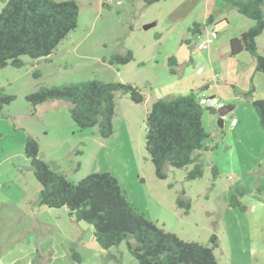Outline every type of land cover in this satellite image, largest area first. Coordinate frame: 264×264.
I'll list each match as a JSON object with an SVG mask.
<instances>
[{"label": "rangeland", "instance_id": "1", "mask_svg": "<svg viewBox=\"0 0 264 264\" xmlns=\"http://www.w3.org/2000/svg\"><path fill=\"white\" fill-rule=\"evenodd\" d=\"M6 1L0 0V11ZM76 1L78 27L49 59L23 55L22 67L0 68V88L14 96L0 109V264H54L58 257L60 264H138L126 242L104 249L94 226L76 220L67 206L39 203L41 184L25 153L29 136L39 143V157L73 182L111 172L138 211L181 239L209 244L216 234L219 264H264V130L252 105L237 102L239 125L228 114L223 127L204 105L203 123L217 147L202 152V177L187 178L192 165H167V177L159 178L146 150L147 114L156 98L164 96V85L178 77L171 73L168 55L179 49L199 10L209 3L217 14L228 16V32L249 18L227 0H161L151 5L143 0ZM128 49L134 52L131 62L106 61ZM194 69L191 63L186 74ZM92 78L133 83L145 94L137 103L116 93L114 132L107 138L96 126L80 128L67 100L34 106L27 99L42 86ZM214 164L219 168L216 179ZM242 189L245 211L230 206L231 195ZM179 197L191 202L188 212L178 205Z\"/></svg>", "mask_w": 264, "mask_h": 264}, {"label": "trees", "instance_id": "2", "mask_svg": "<svg viewBox=\"0 0 264 264\" xmlns=\"http://www.w3.org/2000/svg\"><path fill=\"white\" fill-rule=\"evenodd\" d=\"M161 0H143L151 5ZM240 14L254 20V25L231 39V52L247 51L255 59L256 68L264 72V54L259 51L258 37L264 32V0H227ZM80 6L76 0H7L0 11V68L8 65L22 67L23 55L33 59H49L57 46L78 27ZM211 22V19L207 23ZM194 23L189 31L194 35L204 27ZM131 49L113 54L106 59L110 64H127L134 60ZM174 57L169 58L171 71ZM39 75V72H36ZM128 94L137 103L145 94L133 83L105 82L92 78L81 82L42 86L28 94L34 106L48 100H67L70 114L80 128L98 127L102 137L114 132L116 93ZM252 90L245 93L251 95ZM199 93L170 95L157 98L146 117V150L155 166L156 175L166 178V166L192 168L187 178L193 180L204 175L203 151L211 132L203 123L204 105ZM13 95L0 88V109L10 103ZM252 105L264 130V99L252 100ZM220 116L229 114V107L217 110ZM36 178L41 184L39 203L49 207L67 206L70 215L78 221L94 226L99 245L110 249L126 242L129 252L138 264H219L215 249L219 237L212 234L209 244L181 239L147 218L129 201L119 179L109 171L91 173L73 182L39 157V143L29 136L25 144ZM213 178L219 175L217 164L212 166ZM238 190L230 197V206L245 211L247 207ZM189 211L191 202L177 199ZM73 257L80 261L73 249Z\"/></svg>", "mask_w": 264, "mask_h": 264}, {"label": "crops", "instance_id": "3", "mask_svg": "<svg viewBox=\"0 0 264 264\" xmlns=\"http://www.w3.org/2000/svg\"><path fill=\"white\" fill-rule=\"evenodd\" d=\"M199 13L188 26V33L181 38L179 49L175 54L168 55V65L169 58L174 57L172 65L174 73L172 71L171 73L177 74L178 77L164 85V96L157 98L196 91L199 93V97L206 96L224 102L229 107V115L232 118H237L235 116L238 111L237 102H246L248 105H252V100L264 99V72L257 70L255 59L247 51H241L238 54L231 52V39L253 26L254 20L245 16L249 19L241 20L238 27L228 32L231 25L228 16L221 12L217 14L215 7L209 3L201 8ZM209 19L211 22L207 23ZM194 23L205 25L200 32L193 35L189 28ZM215 23H221L218 38L209 49H196L197 35L199 33L205 35L206 30L211 29ZM263 33L257 39L259 51L262 54H264ZM235 55L237 58L233 59ZM191 63L195 69L190 74H186ZM200 66H203L204 70L202 73H197L196 70ZM250 90H252L251 95H245ZM239 122L240 120L237 118V123L234 126H238ZM211 135L213 136L212 133ZM212 136L209 139L211 141L206 143L209 151L217 147V143L212 142ZM60 258H56L54 264H60Z\"/></svg>", "mask_w": 264, "mask_h": 264}, {"label": "built area", "instance_id": "4", "mask_svg": "<svg viewBox=\"0 0 264 264\" xmlns=\"http://www.w3.org/2000/svg\"><path fill=\"white\" fill-rule=\"evenodd\" d=\"M220 29H221V23H215L211 29L206 30L205 35H203V33H199L197 35L198 41L196 42L197 48L199 50L209 49L211 45L214 43V41L218 38ZM203 70H204V67L200 66L197 68L196 71L197 73H202ZM199 102L202 105H208L209 107H215L216 110L226 107L224 102L218 101L213 98H208L206 96L200 97ZM236 123H237V118H232V124L235 125Z\"/></svg>", "mask_w": 264, "mask_h": 264}, {"label": "water", "instance_id": "5", "mask_svg": "<svg viewBox=\"0 0 264 264\" xmlns=\"http://www.w3.org/2000/svg\"><path fill=\"white\" fill-rule=\"evenodd\" d=\"M208 109H209L210 113L218 116V124H219V126L223 127L225 116H220L215 107H209Z\"/></svg>", "mask_w": 264, "mask_h": 264}]
</instances>
